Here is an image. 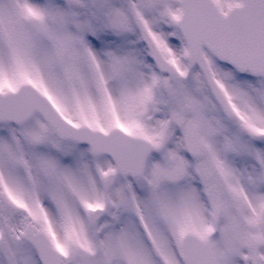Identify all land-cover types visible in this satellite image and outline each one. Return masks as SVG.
I'll return each mask as SVG.
<instances>
[{"label": "snow or ice", "instance_id": "snow-or-ice-1", "mask_svg": "<svg viewBox=\"0 0 264 264\" xmlns=\"http://www.w3.org/2000/svg\"><path fill=\"white\" fill-rule=\"evenodd\" d=\"M0 264H264V0H0Z\"/></svg>", "mask_w": 264, "mask_h": 264}]
</instances>
